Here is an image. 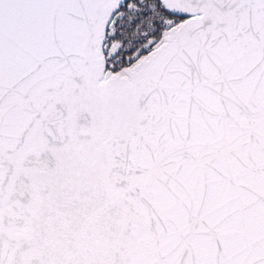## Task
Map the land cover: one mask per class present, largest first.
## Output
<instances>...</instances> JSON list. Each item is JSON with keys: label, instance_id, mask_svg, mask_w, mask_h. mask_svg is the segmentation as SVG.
<instances>
[{"label": "snow or ice", "instance_id": "snow-or-ice-1", "mask_svg": "<svg viewBox=\"0 0 264 264\" xmlns=\"http://www.w3.org/2000/svg\"><path fill=\"white\" fill-rule=\"evenodd\" d=\"M0 264H264V0H0Z\"/></svg>", "mask_w": 264, "mask_h": 264}]
</instances>
